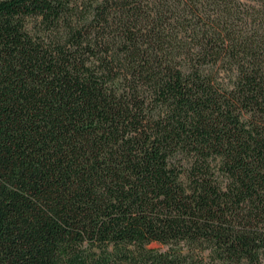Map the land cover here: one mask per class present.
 Instances as JSON below:
<instances>
[{
    "label": "trees",
    "instance_id": "obj_1",
    "mask_svg": "<svg viewBox=\"0 0 264 264\" xmlns=\"http://www.w3.org/2000/svg\"><path fill=\"white\" fill-rule=\"evenodd\" d=\"M264 0H0V264H262Z\"/></svg>",
    "mask_w": 264,
    "mask_h": 264
},
{
    "label": "rangeland",
    "instance_id": "obj_2",
    "mask_svg": "<svg viewBox=\"0 0 264 264\" xmlns=\"http://www.w3.org/2000/svg\"><path fill=\"white\" fill-rule=\"evenodd\" d=\"M262 264H264V262Z\"/></svg>",
    "mask_w": 264,
    "mask_h": 264
}]
</instances>
